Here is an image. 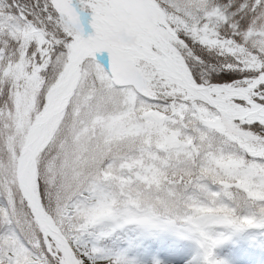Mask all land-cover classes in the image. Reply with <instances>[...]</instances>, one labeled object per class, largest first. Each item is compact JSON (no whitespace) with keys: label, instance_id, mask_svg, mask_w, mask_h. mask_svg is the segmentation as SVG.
Masks as SVG:
<instances>
[{"label":"snow or ice","instance_id":"snow-or-ice-1","mask_svg":"<svg viewBox=\"0 0 264 264\" xmlns=\"http://www.w3.org/2000/svg\"><path fill=\"white\" fill-rule=\"evenodd\" d=\"M129 226L264 230V0H0V264H165Z\"/></svg>","mask_w":264,"mask_h":264},{"label":"bare ground","instance_id":"bare-ground-1","mask_svg":"<svg viewBox=\"0 0 264 264\" xmlns=\"http://www.w3.org/2000/svg\"><path fill=\"white\" fill-rule=\"evenodd\" d=\"M155 234L156 232L147 235L154 236ZM226 235L228 237L227 240L216 249V253L219 251V253H217L219 256H221V253L225 250L226 248L225 246L227 244H232L233 248L230 251V253L228 255L227 254L224 255V257H227L228 259L231 260L232 264H247L248 262L247 260H249V264H263L262 261L264 260H261L260 258L259 259L254 258V257H259L254 252V250L255 248H257V246L255 245H258L261 241L264 240L259 239L255 235H251L247 244H244L241 241L242 238L241 235H235L234 237L229 234ZM175 236L176 235H174L172 232H168L167 234L161 233L159 236H157V239L153 241H144L142 237L136 235L133 238V241L136 243L133 250L134 252L138 253L142 245H145L144 243L147 244L144 250L138 256V258L142 261H146L150 256L157 254L162 260L165 261V264H171V262H179L181 260H183V262L190 260L188 258L189 256L188 254L192 249L194 250V248H196V245L194 244L193 241L189 239L176 238ZM166 240L169 241L170 243L165 244ZM139 242H141L142 244H139ZM131 250L132 249L128 248L127 250L128 253L131 254L132 253ZM246 256H247V260L245 259Z\"/></svg>","mask_w":264,"mask_h":264},{"label":"rangeland","instance_id":"rangeland-1","mask_svg":"<svg viewBox=\"0 0 264 264\" xmlns=\"http://www.w3.org/2000/svg\"><path fill=\"white\" fill-rule=\"evenodd\" d=\"M147 123V122H146ZM222 167L224 168H228L229 167V163H223L222 164ZM210 211V210H209ZM161 233H168V232H156V234L153 236V235H147V234H143V233H140L139 230H134L131 226L125 228L124 230H117L111 237V239L109 240H106L104 241V243L110 248V249H113V250H128V248L132 249L131 250V254L128 253V255L130 257H136L138 258L139 254L144 250L145 246L147 245L146 243H144L145 245H142L140 251L137 253V252H134L133 248L134 246L136 245V243L133 241V238L138 235L140 237L143 238L144 241H153L155 239H157V236H159ZM225 234H229V235H232L233 237L235 235H241V241L242 243L244 244H247L249 238L251 235H255L257 236L259 239H262L264 240V230H253V229H248V230H245L243 232H240V233H230L228 230L225 231ZM176 238H178L177 236H175ZM256 238V237H255ZM131 241V246H129V242ZM172 241H173V238H172ZM236 241V240H235ZM170 242L169 241H165V244H169ZM139 244H142L141 242H139ZM226 247V248H225ZM225 250L221 253V256H218L219 257H224V255H228L230 253V251L232 250L233 248V245L232 244H227L225 246ZM193 250V249H192ZM190 251V253L194 252V251H197V248H194L193 251ZM189 253V254H190ZM219 253V251L217 252ZM188 254V255H189ZM187 255V256H188ZM245 259L247 260V257H245ZM251 259V258H249ZM247 264H249V260H247ZM252 261V260H251ZM179 263L183 264V260H181ZM263 263V262H262Z\"/></svg>","mask_w":264,"mask_h":264}]
</instances>
